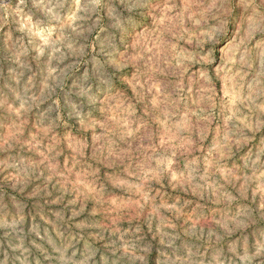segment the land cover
Segmentation results:
<instances>
[{
	"label": "clouds",
	"instance_id": "clouds-1",
	"mask_svg": "<svg viewBox=\"0 0 264 264\" xmlns=\"http://www.w3.org/2000/svg\"><path fill=\"white\" fill-rule=\"evenodd\" d=\"M262 44L264 0H0V264H264Z\"/></svg>",
	"mask_w": 264,
	"mask_h": 264
},
{
	"label": "rangeland",
	"instance_id": "rangeland-1",
	"mask_svg": "<svg viewBox=\"0 0 264 264\" xmlns=\"http://www.w3.org/2000/svg\"><path fill=\"white\" fill-rule=\"evenodd\" d=\"M196 2H203L205 4H211L213 0H196ZM234 39H235V36H234ZM252 52L256 56L257 63H258L260 54L264 52V44L260 45L259 47H253ZM32 55H35V54L33 53ZM230 55H231V45L225 47L224 51L220 54L224 62L228 61ZM236 55L240 56V55H244V53L243 51H240V52H237ZM47 58L48 56L46 55V57H42L41 59L46 61ZM13 119L14 117L12 113H10L5 108H0V137H6L9 134V127L11 126ZM157 142L161 143L162 140H158ZM0 179H2V177H0ZM110 215H114V214L110 213ZM2 221H3V218L0 217V241H3L6 245L7 243L6 233L8 229L2 226ZM6 255L7 253L0 252V261H4Z\"/></svg>",
	"mask_w": 264,
	"mask_h": 264
}]
</instances>
